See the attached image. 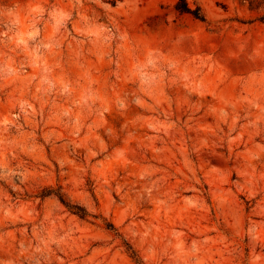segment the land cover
Wrapping results in <instances>:
<instances>
[{
    "label": "clouds",
    "instance_id": "clouds-1",
    "mask_svg": "<svg viewBox=\"0 0 264 264\" xmlns=\"http://www.w3.org/2000/svg\"><path fill=\"white\" fill-rule=\"evenodd\" d=\"M0 264H264V0H0Z\"/></svg>",
    "mask_w": 264,
    "mask_h": 264
}]
</instances>
